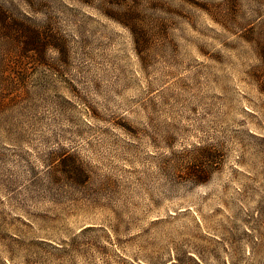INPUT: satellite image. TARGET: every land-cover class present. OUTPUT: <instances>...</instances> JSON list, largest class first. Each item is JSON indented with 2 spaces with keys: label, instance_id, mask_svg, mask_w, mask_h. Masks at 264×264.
I'll use <instances>...</instances> for the list:
<instances>
[{
  "label": "rangeland",
  "instance_id": "374dc122",
  "mask_svg": "<svg viewBox=\"0 0 264 264\" xmlns=\"http://www.w3.org/2000/svg\"><path fill=\"white\" fill-rule=\"evenodd\" d=\"M0 264H264V0H0Z\"/></svg>",
  "mask_w": 264,
  "mask_h": 264
}]
</instances>
